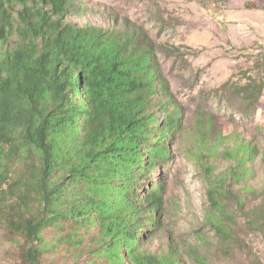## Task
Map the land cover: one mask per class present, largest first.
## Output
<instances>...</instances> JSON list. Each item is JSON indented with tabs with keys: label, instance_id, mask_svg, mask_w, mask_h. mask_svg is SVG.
I'll list each match as a JSON object with an SVG mask.
<instances>
[{
	"label": "trees",
	"instance_id": "trees-1",
	"mask_svg": "<svg viewBox=\"0 0 264 264\" xmlns=\"http://www.w3.org/2000/svg\"><path fill=\"white\" fill-rule=\"evenodd\" d=\"M86 11L82 0H0V221L29 264H43L44 249H65L72 264H184L177 247L154 254L144 239L160 227L158 191L136 197L181 128L177 113L159 118L173 105L168 82L129 22L72 20ZM254 86L260 95L264 82ZM206 137L201 163L234 161L226 172L240 184L257 149Z\"/></svg>",
	"mask_w": 264,
	"mask_h": 264
},
{
	"label": "rangeland",
	"instance_id": "rangeland-1",
	"mask_svg": "<svg viewBox=\"0 0 264 264\" xmlns=\"http://www.w3.org/2000/svg\"><path fill=\"white\" fill-rule=\"evenodd\" d=\"M82 1L87 13L72 18L78 25L124 31L129 22L153 49L173 99L159 118L180 117L181 128L166 141L169 157L156 160L136 196L154 188L162 198L159 229L143 234L152 252L177 247L184 264H264V89L259 95L254 86L264 82V0ZM220 134L229 145L238 139L257 149L240 184L226 172L234 161L212 154L201 163L200 138L210 143ZM210 181L232 195L212 192ZM18 241L0 221V264H29ZM43 252V264H72L65 249Z\"/></svg>",
	"mask_w": 264,
	"mask_h": 264
}]
</instances>
